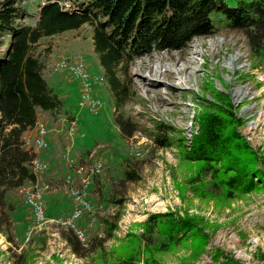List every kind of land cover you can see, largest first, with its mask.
<instances>
[{
  "label": "rangeland",
  "instance_id": "374dc122",
  "mask_svg": "<svg viewBox=\"0 0 264 264\" xmlns=\"http://www.w3.org/2000/svg\"><path fill=\"white\" fill-rule=\"evenodd\" d=\"M42 2L15 0L18 11L24 12L16 22L33 23L37 4ZM226 2L233 4L234 0ZM49 43L53 47L45 74L49 84L63 72L61 76L71 77L67 71L50 70V62L60 56L96 61L87 23L44 37L38 47ZM234 55L238 57L230 64L229 58ZM128 67L136 96L125 103L121 113L141 123L130 136L123 135L114 122L112 98L102 71L97 73L102 79L93 82L100 91L97 96L91 85L92 95L99 100L94 111L79 107L75 100V110L61 106L53 119L47 113L38 114L36 120H45L48 126L59 129L56 135L49 133L48 146L37 154L44 162L36 179L45 219L34 220L22 193L18 188L10 189L7 196L14 205L9 211L13 242H8L0 231V264H12L11 251L25 248H30L29 264H107L105 259L124 252L130 233L140 232L139 222L147 213L164 211L190 216L204 234L185 235L178 245L134 264H264V67L253 64L245 36L235 29L194 36L181 49L152 51L134 58ZM214 90L229 97L231 111L239 119L235 129L255 154V166L260 171L258 187L226 199L202 196L191 189L188 178L197 164L180 157L175 141L183 136L184 143H189L196 130L193 115L204 108L206 99L213 98ZM235 91L239 93L235 95ZM62 117V121L57 119ZM153 119L174 128L169 133L174 137L170 145L156 146L145 134ZM69 121L75 128L72 135L66 134ZM65 153L81 164L100 160L102 168L95 174L101 175L105 183L109 176H122L125 156L140 160L139 178L126 183L116 227L103 242L104 260L99 257V248L73 252L61 233L67 225L55 221L58 216H66L72 205L63 182L64 176L71 174V167L62 157ZM93 176L88 195L91 211L74 221L80 237L72 228L81 242L93 233L103 234L93 211L114 213V205L98 203L90 193Z\"/></svg>",
  "mask_w": 264,
  "mask_h": 264
},
{
  "label": "trees",
  "instance_id": "16d2710c",
  "mask_svg": "<svg viewBox=\"0 0 264 264\" xmlns=\"http://www.w3.org/2000/svg\"><path fill=\"white\" fill-rule=\"evenodd\" d=\"M14 3L0 0V231L8 242H13L9 211L14 205L7 192L33 179L31 155L22 147V138L39 113L53 119L62 106L45 79L53 47L50 43L38 47L40 39L83 23L90 25L92 51L112 98L113 119L126 136L141 127L139 120L121 113L136 96L128 73L134 58L181 49L194 36L235 29L245 36L253 64L264 67V0H234L233 4L226 0H43L31 24L16 22L24 12ZM212 97L193 115L196 130L189 143L183 136L175 141L180 157L197 164L188 178L191 189L226 199L258 187L260 171L255 154L235 129L239 119L231 111L229 97L218 90ZM172 131L168 123L153 119L145 134L154 145L167 146L174 140ZM139 163L128 155L122 159V176H109L107 183L101 175L93 176L90 193L98 203L114 205V213L93 211L103 234L93 233L85 242L72 228L64 227L62 237L73 252L99 248V257L105 259L103 242L116 227L126 183L139 178ZM139 224L140 232L129 234L124 252L105 259L107 264L148 261L153 259L150 254L178 245L185 235L204 234L190 216L173 211L149 212ZM9 255L12 264H29L30 248Z\"/></svg>",
  "mask_w": 264,
  "mask_h": 264
},
{
  "label": "built area",
  "instance_id": "2783aa9c",
  "mask_svg": "<svg viewBox=\"0 0 264 264\" xmlns=\"http://www.w3.org/2000/svg\"><path fill=\"white\" fill-rule=\"evenodd\" d=\"M49 68L54 72L67 71L76 80L78 84L76 103L79 107L94 111L99 106V100L91 93V85L94 81H100L102 76L90 74L80 58L69 59L60 56L50 62ZM57 119L62 121L64 118ZM74 130L73 122L69 121L66 134L72 135ZM51 131H53L52 135H56L59 129L48 126L45 120L37 119L33 126L25 131L21 142L22 147L31 155L30 166L33 172V179L21 184L18 190L22 193L23 201L29 206L32 216L37 222L45 219L43 204L37 198L38 185L36 179L37 172L44 167V162L37 154L48 146L49 133ZM62 157L71 167V174H66L63 182L70 193L72 205L66 216H58L55 221L73 228L78 237H80L81 231L75 227L74 221L91 211V204L88 201L89 186L92 182L93 174L100 172L102 164L100 160H95L89 164H81V162L76 161L66 153L62 154Z\"/></svg>",
  "mask_w": 264,
  "mask_h": 264
},
{
  "label": "crops",
  "instance_id": "0c3cea01",
  "mask_svg": "<svg viewBox=\"0 0 264 264\" xmlns=\"http://www.w3.org/2000/svg\"><path fill=\"white\" fill-rule=\"evenodd\" d=\"M79 56L82 57L81 54H79ZM84 62L90 74L101 75V74H97V73H101L100 70L101 68L94 59L86 58L84 59ZM61 74H58L56 78H54L53 81L50 83V85L54 88L58 97L61 99L62 106L65 108L71 107L72 110H75L76 108L75 100L78 93L77 82L74 79H72L70 76L69 78H67L64 75L61 76ZM95 84L96 83L92 84V93L97 96L100 91L98 88L95 87Z\"/></svg>",
  "mask_w": 264,
  "mask_h": 264
},
{
  "label": "bare ground",
  "instance_id": "6f19581e",
  "mask_svg": "<svg viewBox=\"0 0 264 264\" xmlns=\"http://www.w3.org/2000/svg\"><path fill=\"white\" fill-rule=\"evenodd\" d=\"M237 55H234L233 57L229 58V63L232 64L236 59H237ZM238 91H235V95L238 94Z\"/></svg>",
  "mask_w": 264,
  "mask_h": 264
}]
</instances>
